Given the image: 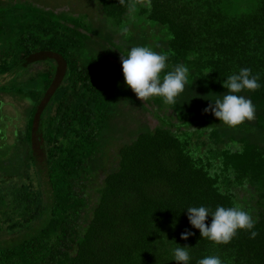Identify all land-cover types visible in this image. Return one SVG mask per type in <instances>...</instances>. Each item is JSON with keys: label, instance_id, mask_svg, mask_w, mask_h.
<instances>
[{"label": "trees", "instance_id": "obj_1", "mask_svg": "<svg viewBox=\"0 0 264 264\" xmlns=\"http://www.w3.org/2000/svg\"><path fill=\"white\" fill-rule=\"evenodd\" d=\"M87 3L89 17L0 0V91L29 99L16 151L0 131V264H178L177 247L188 264H264V0ZM135 46L167 54L161 78L187 66L174 104L126 84L121 56ZM245 67L261 86L238 95L256 116L230 127L204 109ZM236 205L255 238L216 244L190 224L188 207Z\"/></svg>", "mask_w": 264, "mask_h": 264}, {"label": "clouds", "instance_id": "obj_2", "mask_svg": "<svg viewBox=\"0 0 264 264\" xmlns=\"http://www.w3.org/2000/svg\"><path fill=\"white\" fill-rule=\"evenodd\" d=\"M167 54L158 53L147 46L132 47L127 55L121 56L122 69L126 84L136 96L146 102L152 97H162L164 103L174 104L176 97L185 88L189 69L185 65H177L161 78L167 67ZM259 75H253L250 68H241L237 74L228 76L223 81L228 94L216 99L204 111H212L220 121L230 127H236L245 121H252L256 116V108L250 98L238 95L245 89L255 91L260 88ZM190 224L199 229L201 236L216 244H227L237 235L238 230L254 228L256 221L252 215L240 205L234 207L218 206L215 211L205 206L188 207ZM211 216L210 226L206 220ZM195 233L185 230L181 238L187 240ZM258 235L251 231V238ZM174 260L178 264H188L190 255L186 247L174 249ZM197 264H223L219 256H206Z\"/></svg>", "mask_w": 264, "mask_h": 264}, {"label": "rangeland", "instance_id": "obj_3", "mask_svg": "<svg viewBox=\"0 0 264 264\" xmlns=\"http://www.w3.org/2000/svg\"><path fill=\"white\" fill-rule=\"evenodd\" d=\"M9 2V0H6ZM10 1H17V0H10ZM22 1V0H18ZM31 3L36 4L38 7L42 8H51L54 11H63L64 14H72L77 15L80 12L87 11V16L89 17L93 14L94 7L92 4L87 3V0H29ZM85 15V18L87 17ZM125 42V41H123ZM116 53L118 51L116 50ZM113 60H116L114 56L111 55ZM120 65L122 66L121 62ZM26 67H30V69H25L26 72L22 74V77L26 74H29L31 71L35 69H43L44 66L38 61H33L29 63ZM7 76L4 75L0 78V84L6 82ZM0 114L3 115V120L5 122L4 129H0V131L6 130L4 141L7 143L12 144V151H16L14 142H20L21 140L17 139L16 133L13 132V129L17 130L18 133H22L25 125V107L29 104V99L27 97H21L20 95L12 94L10 92L1 90L0 91ZM148 108L145 111V117L151 122H156V117L152 113L155 108V103L147 102ZM158 108V113H162V109ZM157 111V110H156ZM0 120V121H1ZM1 126V125H0ZM22 144V142H20ZM37 144V142H36Z\"/></svg>", "mask_w": 264, "mask_h": 264}]
</instances>
